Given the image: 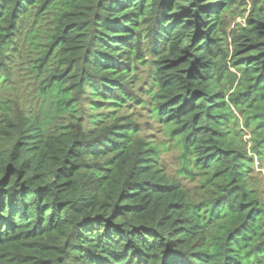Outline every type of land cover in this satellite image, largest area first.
<instances>
[{
	"label": "trees",
	"instance_id": "1",
	"mask_svg": "<svg viewBox=\"0 0 264 264\" xmlns=\"http://www.w3.org/2000/svg\"><path fill=\"white\" fill-rule=\"evenodd\" d=\"M236 2L0 0V264H264V0L228 38Z\"/></svg>",
	"mask_w": 264,
	"mask_h": 264
},
{
	"label": "rangeland",
	"instance_id": "2",
	"mask_svg": "<svg viewBox=\"0 0 264 264\" xmlns=\"http://www.w3.org/2000/svg\"><path fill=\"white\" fill-rule=\"evenodd\" d=\"M251 5L252 0H243V2L242 0H237V2L233 5L232 10L229 12V16L227 15L228 38L234 31L238 32V24H246V17L250 14ZM227 43L231 46L232 40L229 39ZM138 77L139 80L136 82V88L139 90L141 98L147 100L145 89L148 88L149 83L145 82L146 72L143 67L139 68ZM127 114H129L134 121L140 124L143 133L148 136V139L153 140L162 149L161 159L166 170L170 174H176L181 164V160L179 158L180 149L176 146V141L170 137L167 128L158 122L154 117L150 116L146 109H142L140 106L129 109ZM247 138L248 136L245 137V139ZM255 171L257 174H260L259 190L264 200V159H256ZM190 187H193V185L190 184Z\"/></svg>",
	"mask_w": 264,
	"mask_h": 264
}]
</instances>
